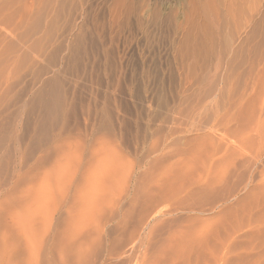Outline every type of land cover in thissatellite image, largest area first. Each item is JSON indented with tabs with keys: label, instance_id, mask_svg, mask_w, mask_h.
<instances>
[{
	"label": "rangeland",
	"instance_id": "1",
	"mask_svg": "<svg viewBox=\"0 0 264 264\" xmlns=\"http://www.w3.org/2000/svg\"><path fill=\"white\" fill-rule=\"evenodd\" d=\"M30 1L0 0V264H47L52 231L66 264H264V0ZM53 76L67 124L28 156Z\"/></svg>",
	"mask_w": 264,
	"mask_h": 264
},
{
	"label": "bare ground",
	"instance_id": "2",
	"mask_svg": "<svg viewBox=\"0 0 264 264\" xmlns=\"http://www.w3.org/2000/svg\"><path fill=\"white\" fill-rule=\"evenodd\" d=\"M32 1V0H31ZM30 1V3H32ZM75 1H77V0H75ZM84 1V0H83ZM95 1V0H94ZM118 1V0H117ZM119 1H121V0H119ZM113 2V1H112ZM122 2V1H121ZM197 0H195V2L194 3H196L195 5H197L198 6V4H197ZM117 2H116V0H115V4H116ZM124 3V2H123ZM127 3V2H126ZM129 3V2H128ZM199 3V2H198ZM78 4V3H77ZM84 4V3H83ZM82 4V5H83ZM115 4L113 3V7L115 6ZM119 4V3H118ZM29 5V4H28ZM79 5V4H78ZM111 5H112V3H111ZM120 5V4H119ZM124 5L126 6V4L124 3ZM123 5V6H124ZM129 5V4H128ZM127 5V6H128ZM132 5V4H131ZM139 5V4H138ZM192 5V4H191ZM30 6H32V5H30ZM26 7V11L27 10H29L30 11V9H31V7ZM190 6V5H189ZM193 6H194V4H193ZM116 7V6H115ZM128 8V7H127ZM191 8V7H190ZM198 8V7H197ZM35 9H36V7H35ZM75 9V8H74ZM113 10H115L114 8H112ZM119 9V8H118ZM229 9V8H228ZM32 10V9H31ZM34 10V9H33ZM78 10V9H77ZM117 10V9H116ZM194 10V9H193ZM233 10V9H232ZM23 11H25L24 9H23ZM26 11H25V13H26ZM93 11V10H92ZM118 11V10H117ZM136 11V10H135ZM110 12V11H109ZM156 12V11H155ZM159 12V11H158ZM24 13V12H23ZM27 13H29V12H27ZM33 13V12H32ZM141 13V12H140ZM139 13V14H140ZM84 14V13H83ZM20 15V14H19ZM17 16V15H16ZM36 16V15H35ZM20 17V16H19ZM22 17V16H21ZM29 17V16H28ZM86 17H87V15H86ZM85 17V18H86ZM89 17H91V16H89ZM95 17V16H94ZM115 17V16H114ZM143 17V16H142ZM32 18V17H31ZM30 18V19H31ZM84 18V17H83ZM84 18V19H85ZM96 18V17H95ZM116 18V17H115ZM28 19V18H27ZM29 19V20H30ZM52 19V18H51ZM75 19V18H74ZM73 19V20H74ZM79 19V18H78ZM83 19V20H84ZM89 19V18H88ZM87 19V20H88ZM92 19V18H91ZM90 19V20H91ZM98 19V18H97ZM111 19V18H110ZM114 19V18H113ZM117 19V18H116ZM132 19V18H131ZM143 19V18H142ZM146 19V18H145ZM207 19V18H206ZM44 20V19H43ZM82 20V21H83ZM94 20V19H93ZM96 20V19H95ZM118 20V19H117ZM116 20V21H117ZM129 20H130V18H129ZM218 20V19H217ZM14 21H15V19H14ZM17 21V20H16ZM18 21H20V20H18ZM28 21V20H27ZM31 21V20H30ZM49 21V20H48ZM52 21V20H51ZM54 21V20H53ZM76 21V19L74 20V22ZM89 21V20H88ZM98 21V20H97ZM23 22V21H22ZM29 22V21H28ZM91 22V21H90ZM21 23V22H20ZM72 23V22H71ZM138 23V22H137ZM80 24V23H79ZM84 24V23H83ZM90 24V23H89ZM96 24V23H95ZM94 24V25H95ZM113 24V23H112ZM20 25V24H19ZM51 25V24H50ZM50 25H48V26H50ZM75 25H76V23H75ZM85 25V24H84ZM107 25V24H106ZM72 26V25H71ZM80 26V25H79ZM17 27V26H16ZM16 27H14V28H16ZM83 27V26H82ZM82 27H81V29H82ZM72 28H74V27H72ZM72 28H70V29H72ZM80 28V27H79ZM84 28V27H83ZM20 29V28H19ZM43 29V28H42ZM16 30V29H15ZM14 30V31H15ZM54 30V29H53ZM79 30V29H78ZM13 31V32H14ZM39 31V30H38ZM44 31H45V29H44ZM90 31V30H89ZM28 32V31H27ZM26 32V33H27ZM30 32V31H29ZM34 32V31H33ZM70 32V31H69ZM91 32V31H90ZM17 33V32H16ZM43 33V32H42ZM20 34V33H19ZM24 34V33H23ZM47 35H48V33H46ZM66 34V33H65ZM84 34V33H83ZM82 33L80 34V33H78V35L77 36H75L76 38L74 39L75 40V44H70V45H66V47L64 48V49H67L68 50V55L69 56H79L78 55V53L82 50L80 47H81V44L80 43H84V41H86V40H84L85 39V37L86 38H88L87 36H85L84 37V35H83ZM87 34V33H86ZM93 34V33H92ZM95 34V33H94ZM16 35V34H15ZM46 35V36H47ZM88 35V34H87ZM22 36V35H21ZM42 36H45V34H42ZM61 36V35H60ZM13 37H14V35H13ZM66 37V36H65ZM69 38V37H68ZM54 39V38H53ZM47 40V39H46ZM66 40V39H65ZM95 42V41H94ZM67 43V42H66ZM70 43V42H69ZM68 43V44H69ZM63 44V43H62ZM64 45V44H63ZM92 45H93V43H92ZM80 46V47H79ZM83 46V45H82ZM48 47V46H47ZM56 47V46H55ZM60 47V46H59ZM88 47V46H87ZM95 47H96V45H95ZM94 47V49H96ZM100 47V46H99ZM63 48V47H62ZM83 48V47H82ZM86 49V48H85ZM63 50V49H62ZM87 50V49H86ZM102 50V49H101ZM48 51H50V50H48ZM55 51H57V53H59L58 52V49L56 48V50ZM95 51V50H94ZM67 52V51H66ZM87 52V51H86ZM195 52V51H194ZM65 54V53H64ZM79 54H82V52L81 53H79ZM59 55V54H58ZM90 56V55H89ZM51 58V57H50ZM78 58V57H77ZM58 59V58H57ZM63 59V58H62ZM73 59H76L75 57L73 58ZM79 63V62H78ZM71 65V64H70ZM76 65V64H75ZM69 67V66H68ZM78 70V69H77ZM38 71V70H37ZM40 71V70H39ZM79 71V70H78ZM1 72V71H0ZM72 72H73V70H72ZM2 75V74H1ZM56 75V74H55ZM3 76V75H2ZM1 76V77H2ZM6 76V75H5ZM9 78V77H8ZM2 82V81H1ZM60 81H59V79L56 77V76H53V77H51V78H48L45 82H43V85L38 89V91H36L35 93H34V95H31L32 97H30L31 99H29V101H27V103H23L24 105V108L26 107V111H25V113H26V115H27V113L29 114V115H32V114H35V112H38L37 114V118H36V120L35 121H31L30 122V119L28 120L27 118L28 117H26L25 119H27V121H26V126H28V127H30L31 128V130L33 131V135H31L30 136V141L26 144V155H30V153H33V152H35V149L36 148H38V145H40L43 141H45L46 140V142H47V138H48V136H49V131L50 130H52L53 129V127H58L59 125H64L65 123H66V111H63V110H65V109H63L64 107H65V105H64V103H63V99H64V96H62V92H61V86H60ZM2 85V84H1ZM4 86H5V84H4ZM6 86H8V84L6 85ZM2 87V86H1ZM8 88V87H7ZM5 89V88H4ZM9 89V88H8ZM11 91V90H10ZM9 91V92H10ZM65 91V90H64ZM4 92V91H3ZM8 92V93H9ZM7 93V94H8ZM11 93V92H10ZM69 93V92H68ZM15 94V93H14ZM65 94H66V92H65ZM25 95V94H24ZM7 96V95H6ZM9 96L10 97H12L10 94H9ZM8 96V97H9ZM66 96H67V94H66ZM8 97L6 98V97H3L2 99H1V96H0V106L3 104V102L5 101V100H8ZM16 97V96H15ZM14 97V98H15ZM18 97V96H17ZM24 97V96H23ZM22 98V97H21ZM19 98H17V100H18ZM68 99V98H67ZM106 99V98H105ZM16 100V99H15ZM22 100V99H21ZM28 100V99H27ZM70 100V99H69ZM107 100V99H106ZM110 100V99H109ZM10 100H8V102H9ZM5 102H7V101H5ZM11 103H13V99H12V102ZM18 103V102H17ZM22 103H21V106H22ZM69 103H71V102H69ZM109 103V102H108ZM9 104H10V102H9ZM9 104H8V106H9ZM14 105H16V103L14 104ZM19 105V104H18ZM71 105V104H70ZM73 105V104H72ZM108 105V104H107ZM5 106H7V105H5ZM23 106L20 108V109H22L23 108ZM75 106V105H74ZM3 107V106H2ZM72 107V106H71ZM108 107L109 106H106L104 109L102 108L101 110V112H102V116L100 115V117H101V122L99 121V128L100 129H108V127L110 126V124H112L110 121V116H111V114L113 113H111L110 114V111H109V109H108ZM66 108V107H65ZM9 109V108H8ZM16 109V108H15ZM69 109V108H68ZM25 110V109H24ZM24 110L22 109V112H24ZM72 110H73V108H72ZM20 111V110H19ZM69 111H70V109H69ZM98 111V110H97ZM112 111V110H111ZM6 112V111H5ZM0 113H1V111H0ZM32 113V114H31ZM19 114V113H18ZM95 114V113H94ZM23 115H24V113H23ZM29 115H27V116H29ZM68 115V114H67ZM17 116V115H16ZM1 117V116H0ZM3 117V116H2ZM18 117H19V115H18ZM18 117H17V119H18ZM69 117V116H68ZM4 118H5V121L6 122H0V148H2L1 146H3V143L6 141V138L7 137H10V139H12V141H13V139L15 140V142L16 141H18V140H23L22 138H20L21 136H18V135H15V136H13V132H14V128H13V126L15 125H10L9 126V124H12L11 122H12V120H11V118L13 119V110H12V112H8V113H6L5 115H4ZM3 118V119H4ZM2 119V120H3ZM14 119H16V117L14 118ZM35 119V118H34ZM70 119V118H69ZM97 119V118H96ZM10 120H11V122H10ZM23 120V119H22ZM98 120V119H97ZM16 121V120H15ZM14 121V122H15ZM19 121V120H18ZM69 121V120H68ZM67 121V122H68ZM113 121V120H112ZM13 122V123H14ZM22 122V121H21ZM24 122H25V120H24ZM23 122V123H24ZM29 123V124H28ZM67 124V123H66ZM95 125V124H94ZM122 125V124H121ZM12 126V127H11ZM24 127H25V123H24V125H23ZM62 126H60L59 128H61ZM20 127V126H19ZM21 127H22V125H21ZM55 127V128H56ZM26 129H27V127H25ZM58 128V129H59ZM99 128H98V130H99ZM110 128V127H109ZM23 129V128H22ZM22 129H20V130H22ZM25 129V130H26ZM66 129V128H65ZM114 129V128H113ZM19 130V131H20ZM31 130L29 131L30 133H32L31 132ZM54 130V129H53ZM70 131V130H69ZM100 131V130H99ZM103 131V130H102ZM26 132V131H25ZM51 132V131H50ZM104 132V131H103ZM107 132V131H106ZM110 132V131H109ZM16 133H18V132H16ZM55 133V132H54ZM61 133V132H60ZM25 134V133H24ZM52 134V133H51ZM29 135V134H28ZM56 134H54V136H55ZM58 135V134H57ZM27 136V135H26ZM58 137V136H57ZM24 138V137H23ZM8 140V139H7ZM50 140V139H49ZM45 142V143H46ZM48 142H50V141H48ZM31 143H33V145H35L36 146V144H37V147H35V149H33V147L32 146H30V144ZM56 145H57V143H56ZM6 146V145H5ZM4 146V147H5ZM8 146V148H9V145H7ZM6 146V147H7ZM42 146V145H41ZM46 146V145H45ZM57 147V146H56ZM7 148V150L4 152L3 151V153H7V154H9V149ZM10 148L12 149L13 147H11L10 146ZM5 149V148H4ZM24 149V150H25ZM1 150V149H0ZM34 150V151H33ZM12 152H13V150H11ZM56 151V150H55ZM54 151V152H55ZM1 152L2 151H0V154H1ZM18 152V151H17ZM21 152V151H20ZM27 152L29 153V154H27ZM41 152V151H40ZM44 152V151H43ZM2 153V154H3ZM42 153V152H41ZM46 153H47V151L44 153V155H46ZM1 154V155H2ZM7 154H4V156H3V158H6L8 155ZM48 154H49V152H48ZM54 154V153H53ZM25 155V154H24ZM25 155V156H26ZM43 155V154H42ZM42 155H41V158H42ZM43 155V156H44ZM48 156V155H47ZM46 156V157H47ZM54 156V155H53ZM1 157V156H0ZM10 157H12V156H10ZM2 158V157H1ZM1 158H0V160H1ZM2 158V159H3ZM38 158H40V157H38ZM9 159V158H8ZM43 159V158H42ZM54 159V158H53ZM5 160V159H4ZM13 160V159H12ZM25 160V159H24ZM36 160H37V158H36ZM10 161V159L8 160V162H7V164H8V166L7 167H9V163L11 162H9ZM28 161V160H27ZM44 161V160H43ZM49 161V160H48ZM2 162V161H1ZM24 162V161H23ZM38 162V161H37ZM26 163V162H25ZM3 164V166L1 165V163H0V166L1 167H3V169L5 168L4 166V164L5 163H2ZM35 164V163H34ZM38 165V164H37ZM42 165V164H41ZM0 167V168H1ZM13 168V167H12ZM2 169V168H1ZM6 170H8V169H6ZM11 170V172H10V178L8 177V179H9V181H4L3 183V185H0L1 186V188H0V197H1V200H0V202H2V201H4L5 199H7V198H11V197H13V188H16V187H13V184L15 183V184H17L16 182H14L13 183V169H10ZM4 171V170H3ZM5 172V171H4ZM7 174H9V173H7ZM18 174V173H17ZM16 175V174H15ZM22 174H20V176H21ZM6 177V176H5ZM5 179V178H4ZM7 179V178H6ZM19 179V178H18ZM22 181V180H21ZM14 184V185H15ZM18 185V184H17ZM19 187V186H18ZM50 229H48V231H49ZM53 230V229H52ZM47 231V232H48ZM55 231V230H54ZM46 232V233H47ZM49 233V232H48ZM47 233V235H49ZM51 233V235L50 236H47L46 238H47V240L45 241V238H44V241H45V243L46 244H44V246L46 247L45 248V250H46V252L47 253H49V254H47L48 255V257H47V264H66L65 262L66 261H64V258H66V257H64V255L66 256V252L65 253H63L62 255H63V257L62 256H60V254H59V261H57L56 259H54V258H52V256H50V251H51V249H52V251H53V248H52V246H53V242H52V237L54 238V235H53V231L52 232H50ZM44 237H45V235H44ZM55 239V238H54ZM74 244V243H73ZM72 244V245H73ZM69 246V245H68ZM70 247V246H69ZM73 247H75V246H73ZM109 247V246H108ZM66 249V248H65ZM71 249H72V247H71ZM63 249H61V251H62ZM74 250V249H73ZM106 250H108V249H106ZM110 250V249H109ZM60 251V252H61ZM67 251V250H66ZM71 251V250H70ZM75 251H76V249H75ZM45 252V253H46ZM63 252V251H62ZM105 252V251H104ZM108 254H110V253H108ZM74 255V254H73ZM77 255V254H76ZM87 256H88V254H86ZM86 255H82L81 254V256L80 257H77L78 259H77V261H76V264H86L87 263V256ZM104 255V254H103ZM105 256V255H104ZM73 257V256H72ZM106 257V256H105ZM70 259H72V258H70ZM72 260H74V259H72ZM71 260V261H72ZM75 260H76V258H75ZM97 261V260H96ZM73 262V261H72ZM99 262V261H98ZM69 264H71V263H69Z\"/></svg>",
	"mask_w": 264,
	"mask_h": 264
}]
</instances>
